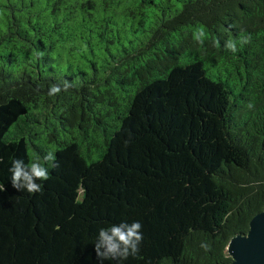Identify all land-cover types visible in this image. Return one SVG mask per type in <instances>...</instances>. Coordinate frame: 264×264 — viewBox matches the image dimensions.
Instances as JSON below:
<instances>
[{
    "label": "trees",
    "instance_id": "trees-1",
    "mask_svg": "<svg viewBox=\"0 0 264 264\" xmlns=\"http://www.w3.org/2000/svg\"><path fill=\"white\" fill-rule=\"evenodd\" d=\"M48 151L42 191L13 188ZM0 184V264H101L122 221L121 264H230L264 207V0H0Z\"/></svg>",
    "mask_w": 264,
    "mask_h": 264
},
{
    "label": "clouds",
    "instance_id": "clouds-1",
    "mask_svg": "<svg viewBox=\"0 0 264 264\" xmlns=\"http://www.w3.org/2000/svg\"><path fill=\"white\" fill-rule=\"evenodd\" d=\"M204 37L205 33L203 31L197 33V39L200 43H203ZM251 40V33L241 30L237 37L225 41L223 47L225 50L235 54L239 51L238 45L250 44ZM217 43H219V40H217ZM37 55H40V53H37ZM70 87H72V84L67 80H63L61 83L51 85L48 95H57L61 91H67ZM247 108L252 110L254 105L249 102ZM128 142L125 141V143ZM49 164L53 168L58 167L53 151H48L45 155L38 157L30 164H26L20 158H13L11 167L9 168L12 187L19 191L26 190L29 193L41 192L42 186L37 181H44L49 178V169L47 167ZM4 190V185L0 184V192ZM142 241V224L139 221H132L131 223L122 221L119 224H112L107 228L102 227L98 230L94 250L101 264L105 260H113L117 264H121V262L126 261L129 257L139 255ZM200 247L208 250L209 245L202 242Z\"/></svg>",
    "mask_w": 264,
    "mask_h": 264
},
{
    "label": "water",
    "instance_id": "water-1",
    "mask_svg": "<svg viewBox=\"0 0 264 264\" xmlns=\"http://www.w3.org/2000/svg\"><path fill=\"white\" fill-rule=\"evenodd\" d=\"M226 252L230 264H264V207L250 219L246 233L229 239Z\"/></svg>",
    "mask_w": 264,
    "mask_h": 264
}]
</instances>
